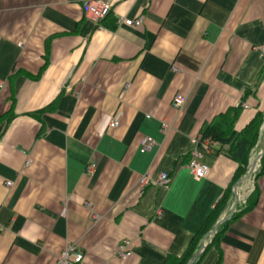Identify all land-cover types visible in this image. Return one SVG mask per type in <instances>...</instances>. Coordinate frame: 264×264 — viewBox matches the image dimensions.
I'll list each match as a JSON object with an SVG mask.
<instances>
[{"label": "crops", "instance_id": "crops-1", "mask_svg": "<svg viewBox=\"0 0 264 264\" xmlns=\"http://www.w3.org/2000/svg\"><path fill=\"white\" fill-rule=\"evenodd\" d=\"M84 1L0 0V264H55L68 246L82 264H187L203 243L192 264H264V174L237 184L215 143L206 178L187 169L192 140L238 107L237 132L263 114L247 173L263 149L264 0H103L102 30ZM143 138L158 146L141 154ZM252 193L206 239L218 201L221 220Z\"/></svg>", "mask_w": 264, "mask_h": 264}, {"label": "trees", "instance_id": "trees-1", "mask_svg": "<svg viewBox=\"0 0 264 264\" xmlns=\"http://www.w3.org/2000/svg\"><path fill=\"white\" fill-rule=\"evenodd\" d=\"M240 107L235 110L225 112L217 115L211 123L204 127L200 132V142L208 141L209 150L212 144H217L218 149L213 150V154L219 155V153H224L230 159L237 163V170L235 174V181L244 177L247 174V167L249 162V155L251 149L254 147L255 143L258 141L260 128L263 124V114L258 112L256 116L251 120V122L240 132L235 131V121L238 116ZM264 174V154L259 161V167L255 172V177L258 178ZM256 195L254 193L247 200L245 207L239 211L236 215L234 214L232 219H236L242 213L249 211L255 202ZM227 200L224 197L221 198L215 207L212 209L211 213L207 217L201 233L206 235L211 232L221 217L222 213L227 208ZM229 222L222 224L213 237L212 243H216L217 239L221 235L222 229Z\"/></svg>", "mask_w": 264, "mask_h": 264}, {"label": "built area", "instance_id": "built-area-1", "mask_svg": "<svg viewBox=\"0 0 264 264\" xmlns=\"http://www.w3.org/2000/svg\"><path fill=\"white\" fill-rule=\"evenodd\" d=\"M110 9H111L110 4L103 0H85L82 4V10L85 17L93 24L99 26L101 30L102 27H100L101 26L100 24L109 15ZM120 23L128 27H138L141 26L142 24V18L140 17L135 20H122L120 21ZM261 52L264 54V48L261 49ZM183 103H184V98L180 95H177L172 100V107L176 111H179L180 108L183 106ZM109 124L111 128L118 127V122L114 119L111 120ZM167 129L168 126L165 123H163L161 125V130L166 132ZM192 143L193 145L196 146V149L192 152L190 156V160L187 163V169L189 170V172L191 173V175L195 180H201L207 177L209 173V168L204 163H202L200 150H208L210 143L208 141L200 142V137L193 139ZM157 146H158L157 143L153 139L143 138L140 141L139 152L141 154L147 153ZM29 164H30L29 161L25 162V167H28ZM94 169L95 166L92 165L89 167L88 170L93 171ZM167 181H168V177L166 174H162L158 176L156 180H153L150 178V176L146 175L139 180V184L142 187H147L149 185L162 187L166 184ZM6 186L10 187L11 184L7 183ZM87 208H89L90 218H92L93 220L98 219L97 216L91 212L90 207L87 206ZM128 247H129V242H123L119 246L117 250V257L119 259H127L131 256V252L128 251ZM82 259H83V255L81 254V252H79V250H77L75 246H68L57 257L55 264H82Z\"/></svg>", "mask_w": 264, "mask_h": 264}, {"label": "water", "instance_id": "water-1", "mask_svg": "<svg viewBox=\"0 0 264 264\" xmlns=\"http://www.w3.org/2000/svg\"><path fill=\"white\" fill-rule=\"evenodd\" d=\"M263 154H264V137H263V149H262V151L250 162V165H249V170H248V173L244 176V177H242L241 179H239L238 180V182H237V184L238 183H241V182H245V181H247L248 179H250L251 177H252V175L255 173V171H256V167H257V163L260 161V159L262 158V156H263ZM236 188H237V185L234 187V194L236 195ZM236 206H237V201H236V203L234 204V206H233V208H232V210H231V214L228 216V217H226V218H222L221 220H219L216 224H215V226H214V228H213V230L209 233V234H207V236H206V239L209 237V238H212L214 235H215V233H216V231H217V229L222 225V224H225V223H227V222H229L230 220H231V218H232V216H233V214L235 213V208H236ZM205 239V240H206ZM204 240V241H205ZM206 244H202V246L200 247V250L198 251V253L194 256V258L190 261V262H188L187 264H192L195 260H196V258L200 255V253L202 252V249L204 248V246H205Z\"/></svg>", "mask_w": 264, "mask_h": 264}, {"label": "bare ground", "instance_id": "bare-ground-1", "mask_svg": "<svg viewBox=\"0 0 264 264\" xmlns=\"http://www.w3.org/2000/svg\"><path fill=\"white\" fill-rule=\"evenodd\" d=\"M259 165V164H258Z\"/></svg>", "mask_w": 264, "mask_h": 264}]
</instances>
